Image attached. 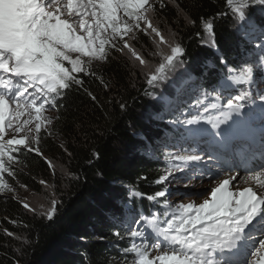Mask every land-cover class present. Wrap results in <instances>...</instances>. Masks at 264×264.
I'll return each instance as SVG.
<instances>
[{
    "label": "snow or ice",
    "instance_id": "1",
    "mask_svg": "<svg viewBox=\"0 0 264 264\" xmlns=\"http://www.w3.org/2000/svg\"><path fill=\"white\" fill-rule=\"evenodd\" d=\"M226 6L239 22L237 32L243 41L247 42L252 32H257L264 40V22L253 20L248 11L253 0H226ZM152 10L149 0H0V190L6 187L2 179L4 173L13 174L9 162L16 159L12 153L20 150L18 146L41 154L38 148L31 147L32 128H27L20 138L13 135L5 139L6 127L13 133H21L31 119L23 124H13L12 121H18L25 112L31 117L34 110V131L38 137L43 112L57 107V98H63L65 90L73 85L82 88L84 80L80 74L94 76L91 62L105 61L109 56L108 49L119 52L127 49L143 66L141 70L147 68L148 61L124 37L139 30L147 35L155 34L160 38L159 44L167 43L151 22ZM227 14L220 12L216 15ZM189 23L193 21L189 20ZM203 31L215 46L214 24L205 22ZM200 35L198 32L197 36ZM260 49L264 54V43ZM183 55L180 44L170 45V54L163 55L154 71L146 73L147 84L156 87L167 81L169 72L183 63ZM220 62L227 68L222 57ZM215 75L213 91L220 80L219 74ZM252 77L251 67L235 77L229 70L227 80L231 83L219 85L221 95L232 84L251 82ZM185 80H191V74L179 73L172 82L177 92L171 94L169 100L163 96L158 98L170 108L172 115L181 112L186 102ZM221 95L215 99L219 101ZM260 101L259 105L252 107L244 95H229L214 120L202 122L193 116L181 121L179 116L176 117L173 127L178 137L191 139L198 153L172 156L175 167L154 183L163 185L174 179H198L199 175L209 173L218 182L200 193L208 198L198 205L193 202L180 204L170 215H165L166 210H158L159 214L149 213L148 218H142L139 222L146 223L148 228L129 231L130 238H140L141 243H133L125 249L126 257L130 256L134 264H251L250 257L264 250V179H261L264 164L259 166L261 171L248 177L257 181L258 190L247 187L233 191L232 181L237 176L219 180L226 167L238 166L228 165V158L235 159L253 150L256 144L253 123L257 118L261 122L259 148L264 155V94H260ZM199 103L197 98V105ZM213 107L217 105L213 104ZM216 166L219 169L214 171ZM198 169L206 170L194 175ZM175 172L181 175L177 177ZM165 196V191H157L147 199L151 201ZM23 207L30 209L27 203ZM55 211L53 201L46 218L51 220ZM148 229L153 239L147 235ZM153 250L160 254L153 257ZM255 264H264V255Z\"/></svg>",
    "mask_w": 264,
    "mask_h": 264
},
{
    "label": "trees",
    "instance_id": "2",
    "mask_svg": "<svg viewBox=\"0 0 264 264\" xmlns=\"http://www.w3.org/2000/svg\"><path fill=\"white\" fill-rule=\"evenodd\" d=\"M169 1L171 4L154 5L153 12L175 30L186 61H197L191 71L208 94L217 79L215 74H219L216 88L220 89L229 70L231 75L239 74L243 62L258 63L259 67L252 66L254 71L261 67L263 41L257 32H252L247 42L241 39L226 0ZM255 6L252 19L264 22V10L253 14ZM220 12L228 14L217 16ZM205 22L214 24L213 50L201 46ZM204 67L206 72L201 75ZM92 70L94 76L80 74L82 88L73 85L63 98H57L59 104L53 109L63 142L47 141L50 158L22 148L12 153L17 163L12 166L13 175L32 189L38 188L34 181L52 179L50 160L60 161L69 178L60 190L64 189L51 220L25 209L17 199L0 196V264H134L125 255V249L136 243L129 236L133 221L164 210L168 215L161 197L151 201L147 197L164 190L154 181L166 168L160 156L167 153L160 152V146L163 141L172 143L177 134L173 121L177 116L182 119L181 112L184 116H207L219 106L217 100V107L199 100L204 108L196 112L197 99H185L181 112L170 114L164 103L149 102L151 91L143 75L117 51ZM145 112L153 114L145 118Z\"/></svg>",
    "mask_w": 264,
    "mask_h": 264
},
{
    "label": "rangeland",
    "instance_id": "3",
    "mask_svg": "<svg viewBox=\"0 0 264 264\" xmlns=\"http://www.w3.org/2000/svg\"><path fill=\"white\" fill-rule=\"evenodd\" d=\"M66 2V0H65ZM149 2L153 5H157L160 7L162 4H171L169 0H149ZM157 3V4H156ZM256 4L258 8L253 11V14L257 13L258 10L263 11L264 10V0H253V6ZM252 6V7H253ZM255 6V7H256ZM248 9V11L251 12V9ZM154 9V8H153ZM252 18V17H251ZM150 19L154 27L158 28V30L161 32V35L164 37V39L167 41L165 44H159V37H156L155 34L147 35L143 32H140L139 30H134V33L129 34L128 36H125L124 39L127 40L131 46L139 53L145 60L148 61V67L144 70H141L143 66L139 65L138 61H135L133 57H131V54L128 53L127 49H125L123 52H120L122 55L129 58V60L132 62V65L134 68L137 69V71L142 74L143 76V82L147 86V88L150 89L151 93L148 96L149 102L153 101L159 104L164 103V101L159 100L158 98L163 96L165 100H169L171 94L177 92L176 85L172 82L176 79L177 75L181 72H186L188 74H191V80H185L184 81V93H186L185 99L192 100L193 98L200 96L202 100H207V97L210 98V103H214V97H210L211 95H208L206 91L203 90L202 86L199 83V79H195V73L191 70L196 69L197 61L194 60L192 64L188 63L183 55V63H181L175 70H172L169 72L168 80L157 85L156 87L149 86L146 82V73L150 71H154L155 67L159 65V63L162 61V56L165 54H170V45L175 44H182L180 43V39L178 35L176 34L175 30L172 29V27L166 22V20L161 17L160 15L153 12L150 13ZM231 19L237 23V27H239V22L232 16ZM143 26V25H142ZM254 34V33H253ZM258 34V33H257ZM203 40L201 41V46L210 47L212 50L214 49V46L211 45V43L208 41L207 33L203 31ZM258 39L261 38L257 35ZM264 41V40H261ZM122 43V42H121ZM107 48V46H106ZM183 48V46H182ZM184 49V48H183ZM109 53L116 51L114 49H108ZM119 52V51H117ZM261 60H264V55H261ZM100 63V61H92L91 62V68L93 65H96ZM242 67L244 68L243 71H245L247 68L251 67L253 65H258V63L250 64L249 62H243ZM203 64L206 66L207 63L203 62ZM68 66V65H66ZM193 66V67H192ZM263 65H261L262 67ZM261 67L258 70H253V74L257 73V83L255 88L253 89V85H249L246 83L238 84V88H234V92L230 94L229 90L223 92L221 95V90L216 91L215 95H221L220 101H222V105L226 102V98L229 95H244L247 99L248 105H252V107H255L256 105H259L261 103L260 101V94H264V71L261 69ZM206 67H204L201 72V75H203L206 70ZM236 75H233L235 77ZM225 82H229L227 79L223 80V84ZM233 91V88L230 90ZM218 92V93H217ZM167 96V97H166ZM253 101H255V104H253ZM174 103V102H173ZM248 108L246 106L245 111H247ZM150 112H145V118L151 116ZM212 116L210 117H204L200 118L203 121L206 120H214L217 116H219L220 111H215L211 113ZM44 117H47L45 120ZM56 113L53 108L48 109L47 111L43 112L42 118H41V132L39 136H36V133L34 131L35 128V112L32 111L31 117H29L28 113L25 112L24 115L20 116L17 120H13V124H16L19 122L20 124H23L25 120L31 119V123L26 126L25 130L22 131L19 134L13 133L11 129H8L6 127V135L5 139L12 138L13 135L16 136V138H20V136L25 134V131L27 128H32V137L33 141L31 144V147L33 149L38 148L39 153L46 158H50L48 155L49 151L47 150L46 143L47 141H51L52 143H55L56 145L62 144L63 137L61 136L60 132L56 128ZM182 121L185 119H190L192 116L186 115L183 116L181 114ZM209 126L210 125H206ZM188 127V126H187ZM164 144L160 146V152L167 153V155L163 158L160 156V160L162 163L166 164L165 170L162 172V175H165L167 170L173 169L175 167L171 157L177 154L180 155H187V154H197L198 148L195 146V143L191 139H185L176 137L174 143H169L167 141H163ZM19 148H23V146H18ZM35 152V151H32ZM36 153V152H35ZM6 159V158H5ZM57 161V162H56ZM56 161H49L51 164V180L49 181H41L38 180V182H35L37 184V189H32L28 187L27 185H24L18 177L15 175L9 176L8 173H4L2 179L3 182L6 184V187H4L2 190H0V196L2 197H11L13 199L19 200L22 204L27 203L30 205V212H38L42 215L47 216V212L50 211L53 207V201H55V208L57 204L60 201V193H63L60 190L63 188L64 183L67 182V179L69 178V174L67 173V170L65 166L58 160ZM11 164L10 171L12 172V166L17 167V163L15 161L9 162ZM219 166H216L214 168L215 170H218ZM206 169H198L197 173L194 175H198L201 171H205ZM236 173L235 171L226 170L221 173L219 180H223L228 178L229 176H237V179L239 177H243L245 182L248 180V177L250 175H240ZM175 176L179 177L181 175L180 172H175ZM253 175V174H252ZM171 179V178H170ZM237 179L232 181V184L235 186L232 188L233 191H239L244 186V180L243 182H240L237 184ZM217 179L212 178V173H209L207 175H199L198 179H174L171 181V183H164L162 185L163 191H165L166 196L162 198L163 201H165L166 206L168 208L169 215L176 209V207L180 204H188L190 202H193L195 204H200L203 202L204 199L208 198V196L200 195L201 192H204L206 189L215 186L217 184ZM148 225L146 223H140L139 220L136 223L132 224L131 230H141L144 231ZM147 235L150 239H153L154 237L149 235L147 232ZM141 240L140 238L136 239L135 244H140ZM258 248V245H257ZM160 254L157 250H153L151 252V255L154 257L156 255ZM264 255V250H260L256 255L250 257L251 264H255L257 260L260 259V256Z\"/></svg>",
    "mask_w": 264,
    "mask_h": 264
},
{
    "label": "bare ground",
    "instance_id": "4",
    "mask_svg": "<svg viewBox=\"0 0 264 264\" xmlns=\"http://www.w3.org/2000/svg\"><path fill=\"white\" fill-rule=\"evenodd\" d=\"M255 173H256V172H255ZM255 173H253V175L250 174V176H254ZM261 179H264V176H262ZM243 180H244L243 177H239V179H237L236 186H237L238 183L243 182ZM244 183H245V184H244L243 188H241L240 190H243L244 188H247V187H252L253 190H258V183H257L256 180H254V179H248L246 182H245V180H244ZM240 190H239V191H240ZM253 256H254V255H253Z\"/></svg>",
    "mask_w": 264,
    "mask_h": 264
}]
</instances>
